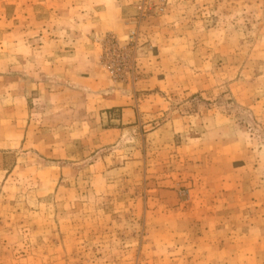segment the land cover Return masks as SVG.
I'll return each instance as SVG.
<instances>
[{
	"label": "rangeland",
	"instance_id": "rangeland-1",
	"mask_svg": "<svg viewBox=\"0 0 264 264\" xmlns=\"http://www.w3.org/2000/svg\"><path fill=\"white\" fill-rule=\"evenodd\" d=\"M0 264H264V0H0Z\"/></svg>",
	"mask_w": 264,
	"mask_h": 264
},
{
	"label": "crops",
	"instance_id": "crops-1",
	"mask_svg": "<svg viewBox=\"0 0 264 264\" xmlns=\"http://www.w3.org/2000/svg\"><path fill=\"white\" fill-rule=\"evenodd\" d=\"M152 80V79H150ZM101 104L103 105V109H114L116 107H121L122 105L120 103L117 102V99L113 100V99H103L101 101ZM129 116V112L128 110H123V114L121 115V121H124L125 117Z\"/></svg>",
	"mask_w": 264,
	"mask_h": 264
},
{
	"label": "built area",
	"instance_id": "built-area-1",
	"mask_svg": "<svg viewBox=\"0 0 264 264\" xmlns=\"http://www.w3.org/2000/svg\"><path fill=\"white\" fill-rule=\"evenodd\" d=\"M132 37V36H131Z\"/></svg>",
	"mask_w": 264,
	"mask_h": 264
}]
</instances>
